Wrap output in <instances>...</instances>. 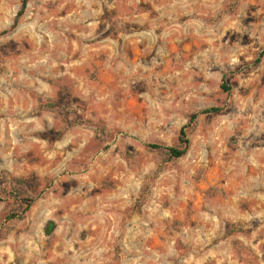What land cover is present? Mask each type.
I'll return each instance as SVG.
<instances>
[{
  "label": "rangeland",
  "instance_id": "obj_1",
  "mask_svg": "<svg viewBox=\"0 0 264 264\" xmlns=\"http://www.w3.org/2000/svg\"><path fill=\"white\" fill-rule=\"evenodd\" d=\"M4 31L0 264H264V0H0Z\"/></svg>",
  "mask_w": 264,
  "mask_h": 264
},
{
  "label": "trees",
  "instance_id": "obj_2",
  "mask_svg": "<svg viewBox=\"0 0 264 264\" xmlns=\"http://www.w3.org/2000/svg\"><path fill=\"white\" fill-rule=\"evenodd\" d=\"M25 9H26V1H24L23 8L19 12V14H18V16L16 18L14 28L17 26V24L19 22V20H18L19 16L23 15V13L25 12ZM6 33H7V31H4V32L0 33V36L3 35V34H6ZM223 88L226 91H230L231 90V88L229 86L225 85V84L223 85ZM219 111H221L220 108H208V109H205V110H202L200 112H197V113L193 114L192 117L190 118V121L184 127H182V129H181L180 142H181L182 146L180 148L169 147V146H166V145H163V144H151L150 147H152L154 149H165V150L169 151L170 155L175 157V158L183 157L184 155L187 154V152H188V150L190 148L189 134H190V131L193 128V124L197 120V118L200 115H203V114H207V113H210V112H219ZM13 215H12V217L19 216L18 214L14 215V216ZM52 229H53V227L51 228V230Z\"/></svg>",
  "mask_w": 264,
  "mask_h": 264
}]
</instances>
